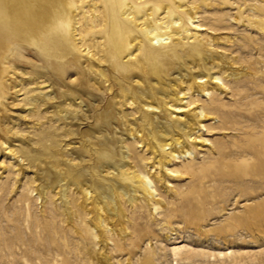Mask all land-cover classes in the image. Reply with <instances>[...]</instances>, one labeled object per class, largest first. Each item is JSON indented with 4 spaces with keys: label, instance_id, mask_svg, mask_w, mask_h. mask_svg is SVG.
I'll return each mask as SVG.
<instances>
[{
    "label": "rangeland",
    "instance_id": "1",
    "mask_svg": "<svg viewBox=\"0 0 264 264\" xmlns=\"http://www.w3.org/2000/svg\"><path fill=\"white\" fill-rule=\"evenodd\" d=\"M177 1L180 7L169 0L137 3L145 11L142 18L153 7L149 20L166 23L173 17L164 8L169 4L181 18L179 27L189 28L181 43L156 45L154 54L198 50L202 57L193 58L209 94L189 89L187 81L180 88L183 100L176 103L183 114H159L161 122L171 125L186 120L193 124L186 123L192 138L184 136L191 155L167 164L159 182L149 175L152 199L139 194L137 203H131V192L113 194L125 217L117 211L112 230L101 234L96 224V203H103L97 190L86 204L79 188L69 187L71 176L109 187L124 184L112 173L78 175L93 167L88 159L93 148L83 132L98 135L103 127L91 120L77 126L62 118L65 112H80L79 100L65 99L43 78H6L11 88L0 95V264H264V0ZM82 2L76 37L88 32L87 39L91 33L86 42L102 46L104 35L95 31L103 30V5L99 0L94 18L88 0ZM93 20L96 27H91ZM78 55L88 58L85 51ZM164 63L148 62L157 68ZM186 71L188 77L193 74ZM210 75L221 80L214 84ZM115 96L112 89L107 103L115 105V112L133 128L147 129L143 121H155L137 102ZM200 109L206 118L196 117ZM121 130L117 134L134 169L155 174L158 168L143 160L150 156L148 148ZM78 156H83L81 165ZM54 164L70 175L58 188L42 191L48 177L43 169ZM167 168L188 173L170 175Z\"/></svg>",
    "mask_w": 264,
    "mask_h": 264
},
{
    "label": "bare ground",
    "instance_id": "2",
    "mask_svg": "<svg viewBox=\"0 0 264 264\" xmlns=\"http://www.w3.org/2000/svg\"><path fill=\"white\" fill-rule=\"evenodd\" d=\"M82 1L0 0V95L2 90L11 88L6 78L14 74L28 78L35 75L49 82V86L56 88L65 99L73 102L79 100L80 112H65L61 115L62 118L77 122V126L91 120L95 125L103 127L104 130L99 131L98 135L83 132V138L93 148V157L91 154L88 158L93 160V167L92 170L86 167L78 175L112 173L124 184L115 182L109 187L98 181L85 178L79 180L74 176H71L69 182V187L75 185L79 188L86 204L97 190L103 200L102 204L99 201L96 203V224L102 234L107 228L112 230L117 211L125 217L123 208L114 201L113 194L120 197L131 192V203H137L139 194L147 200L148 197L152 199L153 180L149 175H156L154 179L159 182L167 164L172 160L177 161L176 158L191 155L184 136L192 138L191 131L186 129V123L190 126L193 124L185 119L186 123L171 125L166 120L161 122L160 118L163 117L159 114L162 111H166L168 117L173 113L183 114L184 109L176 103L182 102L184 93L180 88L187 81H190L189 89L201 95L209 93L207 80H202L204 75L193 58L202 57L198 50L191 53L186 49H175L169 55L161 57L154 54L156 45H166L172 41L181 43L184 38L182 33L189 29L186 26L179 27L177 23L181 18L174 16L169 4H164V8L173 17L166 23L149 20V16L156 11L153 7L147 8L146 18H142L145 11L137 3L138 0H100L103 5V30L95 31L104 35L103 45L100 46L86 42L91 33L87 39L84 37L88 32H79V37H76L78 15L84 4ZM98 1L88 0L94 18V13L98 11ZM169 2L177 7L181 6L177 0ZM128 22H133L134 27L129 26ZM96 25V20H93L91 27ZM70 44L73 45L72 49L68 47ZM82 51L86 52L87 59L82 60L78 55ZM141 58L146 59V62H142ZM154 59L164 60L165 63L158 68L151 67L148 62ZM186 69L193 70V74L188 77ZM220 80L221 77L217 75L209 77V81L214 84H218ZM112 89L116 91L115 97L131 103L137 102L145 114L155 121L150 124L143 121V124H147V129L130 126L122 115L115 112V105L107 103ZM83 106H86L85 110ZM58 112L61 114L62 111ZM206 116L208 115L203 109L196 113L198 118ZM118 129L148 148L150 156L143 160L158 168L155 174L141 168L134 169L129 162V154L124 150V140L121 134H117ZM112 134L115 138H111ZM195 142L200 141L195 139ZM82 157L78 156L79 165L83 162ZM43 171L48 177L42 191L44 188H58L65 175H70L66 168L57 164L46 166ZM166 171L170 175L188 173L168 168ZM65 192L66 189H63V196L66 195ZM157 203L161 204L160 201ZM86 211L90 213V209ZM121 230L125 232L126 228ZM95 236L100 237L97 233ZM20 252L27 255L26 249H21Z\"/></svg>",
    "mask_w": 264,
    "mask_h": 264
}]
</instances>
